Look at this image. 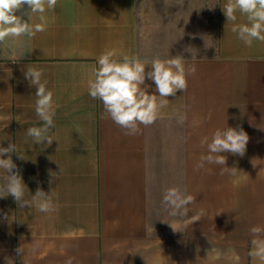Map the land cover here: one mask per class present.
<instances>
[{"label": "crops", "instance_id": "1", "mask_svg": "<svg viewBox=\"0 0 264 264\" xmlns=\"http://www.w3.org/2000/svg\"><path fill=\"white\" fill-rule=\"evenodd\" d=\"M226 2L58 0L43 14L45 31L0 43V147L13 143L20 153L11 156L25 199L40 188L58 206L44 213L35 203L19 208L13 197L0 198V264L5 257L14 264H65L68 257L73 264H259L249 252L250 228L264 225V42L249 47L238 39L222 11ZM236 15V24L247 23ZM108 51L149 63L180 55L197 71L185 92L167 97L155 123L125 135L88 94L98 57ZM26 65L42 70L54 94L51 145L26 134L42 125ZM145 85L159 95L153 81ZM178 111L187 115L183 126ZM226 126L249 136L242 157L221 153L235 175L215 164L197 171L207 154L201 140ZM172 187L195 197L188 215L171 216L162 203ZM200 209L205 215L193 221Z\"/></svg>", "mask_w": 264, "mask_h": 264}, {"label": "clouds", "instance_id": "2", "mask_svg": "<svg viewBox=\"0 0 264 264\" xmlns=\"http://www.w3.org/2000/svg\"><path fill=\"white\" fill-rule=\"evenodd\" d=\"M57 2L58 0H0V43L4 42L7 37L19 38L23 35L32 37L37 32L45 31L43 14L47 10H55ZM25 6L26 10L21 15H17V11L25 9ZM222 11L227 22H233L232 31L246 46L251 47L254 40L264 42V0H227L222 6ZM237 12L246 16L247 23H235ZM34 14H40L41 23H30ZM23 16H27V20L23 19ZM113 56L114 54L108 51L98 57L99 67L93 69L92 76L87 82V88L92 99L102 102L103 116L110 118L115 124L125 129V135L137 134L139 125L147 127L155 123L161 109L167 107L169 103L167 97L175 96L177 91L185 92L188 87L187 77L195 75L197 71L195 65L186 66L180 55L170 56L167 59L157 56L150 63L141 61L134 55H123L120 60L114 59ZM10 60L18 62L15 57ZM149 65L151 70L146 72L145 68ZM42 75V70L30 65L25 66L24 77L28 80L30 87L36 88L35 113L42 122L39 127L27 128L26 134L32 137L35 144H43L47 141V144L51 145L54 139L49 133L55 127L56 114L54 94L47 89V81L42 82ZM146 78L154 82V92L159 95L149 94L150 86L145 85ZM176 119L177 123L183 126L187 115L185 112L178 111ZM196 123L199 124L202 121H196ZM248 141L249 136L243 128L229 126L223 129L217 128L210 141L208 137L201 140V146L206 145L207 154L200 156L196 170L204 168L205 164H215L221 166L222 175L225 173L235 175L236 168L227 167V156L221 153H231L242 157ZM12 153H19L13 143H9L8 147H0V169L6 172V175L0 178V198L13 197L19 208L25 206L31 208L35 203L40 212L55 211L58 206L53 204L51 195L40 188L32 195L31 200L25 199L28 189L12 160ZM5 154H8L7 159L3 158ZM19 158L23 159L21 155ZM206 171L211 174L212 169L208 168ZM194 202L193 195L182 192L177 187L167 189L162 199V203L171 216L188 215L190 212L188 205ZM204 215L205 210L200 209L193 214L192 219L199 221ZM4 218H8L7 214ZM250 233L252 248L249 256L259 264H264V225H253ZM16 252L18 255L23 253V246H18ZM64 252V246H61L60 254L63 255ZM73 260L74 257H68L65 264H73ZM5 261L6 264H14L9 257H5Z\"/></svg>", "mask_w": 264, "mask_h": 264}]
</instances>
